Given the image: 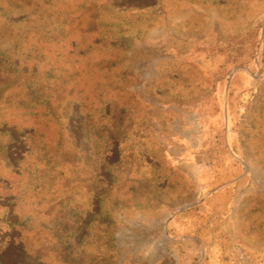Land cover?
I'll use <instances>...</instances> for the list:
<instances>
[{
  "label": "rangeland",
  "instance_id": "1",
  "mask_svg": "<svg viewBox=\"0 0 264 264\" xmlns=\"http://www.w3.org/2000/svg\"><path fill=\"white\" fill-rule=\"evenodd\" d=\"M0 264H264V0H0Z\"/></svg>",
  "mask_w": 264,
  "mask_h": 264
}]
</instances>
